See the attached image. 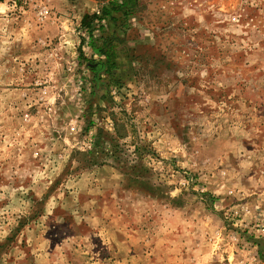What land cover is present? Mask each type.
Instances as JSON below:
<instances>
[{"label":"rangeland","instance_id":"obj_1","mask_svg":"<svg viewBox=\"0 0 264 264\" xmlns=\"http://www.w3.org/2000/svg\"><path fill=\"white\" fill-rule=\"evenodd\" d=\"M114 1L0 0V264H264V0Z\"/></svg>","mask_w":264,"mask_h":264},{"label":"trees","instance_id":"obj_2","mask_svg":"<svg viewBox=\"0 0 264 264\" xmlns=\"http://www.w3.org/2000/svg\"><path fill=\"white\" fill-rule=\"evenodd\" d=\"M136 6L137 0H117L111 2V4L108 6H104L101 10V16L98 14H86L82 22L83 25L89 26L96 19L101 20L102 18H109L110 20H116L117 16H115L114 13H120L122 17L126 18L133 13V9ZM109 51H103V54L107 56L108 69H111V67H113L116 62L113 60V56Z\"/></svg>","mask_w":264,"mask_h":264},{"label":"crops","instance_id":"obj_3","mask_svg":"<svg viewBox=\"0 0 264 264\" xmlns=\"http://www.w3.org/2000/svg\"><path fill=\"white\" fill-rule=\"evenodd\" d=\"M113 229L112 228H110V229H107V234L106 235H108V237H109V239L110 240H112V239H114L115 238V235H120V234H115V232L116 231H112ZM120 237V236H119ZM117 245H118V243H116ZM125 247L126 246H122V249H125ZM133 247V246H132ZM143 247H145V246H143ZM143 247H141V250H143ZM180 247H182V248H180L181 250L183 249V251H186V250H188L189 251V256L191 255V252L193 251V248L191 249V248H186V245L185 244H182ZM164 248L166 249V250H169L170 248H171V246H169V245H165L164 246ZM156 249H157V246L156 247H153L152 246V244H148V246H147V248H145L144 250H143V252H145V251H151L152 253L154 252V251H156ZM132 250V249H131ZM134 251H138V247H136V248H134L133 249ZM199 250V249H198ZM197 251V249L195 250V252ZM138 252H140V250L138 251ZM137 254H139V253H137ZM186 256V255H185ZM188 256V255H187ZM138 257L139 258H141L140 257V255H138ZM144 258H146V259H148V260H150V254H148L147 256H145ZM203 260V259H202ZM199 261H200V256L197 254V256H195V258L194 259H185V260H183V261H181L180 259H174V258H172L171 259V263H173V264H199ZM175 262V263H174Z\"/></svg>","mask_w":264,"mask_h":264}]
</instances>
